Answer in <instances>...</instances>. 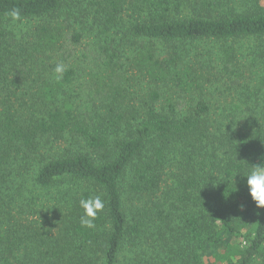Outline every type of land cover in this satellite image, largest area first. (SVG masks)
Masks as SVG:
<instances>
[{
  "label": "trees",
  "instance_id": "16d2710c",
  "mask_svg": "<svg viewBox=\"0 0 264 264\" xmlns=\"http://www.w3.org/2000/svg\"><path fill=\"white\" fill-rule=\"evenodd\" d=\"M0 87L23 107L0 101L1 175L14 150L36 186L81 184L43 232L0 227V264H150L156 234V264H264L242 177L264 160L263 0H0Z\"/></svg>",
  "mask_w": 264,
  "mask_h": 264
},
{
  "label": "rangeland",
  "instance_id": "374dc122",
  "mask_svg": "<svg viewBox=\"0 0 264 264\" xmlns=\"http://www.w3.org/2000/svg\"><path fill=\"white\" fill-rule=\"evenodd\" d=\"M31 24L33 23L26 21L23 28L18 29L25 30ZM19 92L20 90L5 91L0 87V101L5 98L6 104L20 114L23 107ZM45 147L41 149V152L47 157L51 155V150ZM11 154L15 156V160L11 162L9 172L5 177L0 173V227L3 231H6V228L15 229L19 232V236L28 229L33 232H43L44 229L49 228L52 217V212L48 209L49 202H52L50 200L55 199L67 206L66 203L73 200L77 190H81V184L77 183L73 186V182H67L60 185L57 182L50 188L38 187L32 181L31 167L20 168L18 164H23L19 158L21 155L14 150ZM25 170H28V173ZM74 191H76L75 195ZM63 194L67 196L63 197ZM165 247L161 235H147L138 255L150 264H156L157 260H160L167 252Z\"/></svg>",
  "mask_w": 264,
  "mask_h": 264
},
{
  "label": "clouds",
  "instance_id": "9594fccd",
  "mask_svg": "<svg viewBox=\"0 0 264 264\" xmlns=\"http://www.w3.org/2000/svg\"><path fill=\"white\" fill-rule=\"evenodd\" d=\"M9 23L16 28H23L26 21L22 18L19 9L13 8L6 13ZM67 67L63 62L56 63L53 68V79L59 81ZM247 187L248 196L254 203L257 210H264V160L259 164L249 165L247 172L242 175ZM79 207L82 209V215L79 217V223L84 228H94L95 219L103 211L105 202L101 195H89L79 200ZM241 210L244 205L239 206Z\"/></svg>",
  "mask_w": 264,
  "mask_h": 264
}]
</instances>
